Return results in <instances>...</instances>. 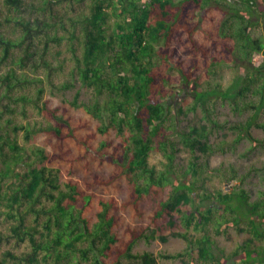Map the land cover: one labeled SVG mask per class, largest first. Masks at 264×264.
I'll list each match as a JSON object with an SVG mask.
<instances>
[{"label":"trees","instance_id":"1","mask_svg":"<svg viewBox=\"0 0 264 264\" xmlns=\"http://www.w3.org/2000/svg\"><path fill=\"white\" fill-rule=\"evenodd\" d=\"M71 1L88 7L61 13L58 7ZM3 5L12 12L6 21L13 34L0 19V120L9 115L0 124V224L8 223L9 232L0 244L4 238L17 251L4 252L0 264H161L159 259L181 258L185 264H264V193L253 199L243 178L230 192L204 186L209 158L226 151L224 141L212 142L213 131L234 134V146L243 140L264 146L252 132L264 130V0H39L29 15L20 13L27 0ZM64 43L69 57L57 63L61 52L52 53L53 47ZM67 63V78L57 82ZM226 65L236 73L223 90L209 80ZM74 89L70 104L99 122L77 142L90 148L91 139L111 132L118 139L115 145L102 141L100 156L101 162L117 160L118 172L107 180L94 175L85 187L62 183L48 165L71 153L66 139L87 124L72 128L66 108L42 99ZM82 93L90 99L79 101ZM219 101L238 115L250 114L221 123L214 118ZM25 103L47 122L52 158L45 147L28 153L19 144L18 129L30 140L40 132L38 122L10 129L15 104ZM198 109L205 123L180 128L179 115ZM179 146L191 153L183 169L175 164ZM152 151L166 159L162 168L150 165ZM122 178L129 198L121 205L99 198L90 216L95 188ZM127 208L143 227L122 223L118 211ZM230 229L249 236L227 253L216 239ZM170 238L185 241V250L134 252L142 240Z\"/></svg>","mask_w":264,"mask_h":264},{"label":"rangeland","instance_id":"2","mask_svg":"<svg viewBox=\"0 0 264 264\" xmlns=\"http://www.w3.org/2000/svg\"><path fill=\"white\" fill-rule=\"evenodd\" d=\"M178 1V0H176ZM39 0H27V6H24L20 13L24 15H29L33 13L38 6ZM32 5V6H31ZM35 5V6H34ZM0 7L2 8V14L0 16L1 22L5 25L4 29L13 34V28L11 27L13 24L6 21L7 17L11 15V11H9L3 5V0H0ZM87 4L79 1H71L62 3L58 9L61 13L65 11H69L72 15L79 14L81 10L87 9ZM62 10V11H61ZM58 12V11H57ZM16 15V14H14ZM65 33V32H64ZM66 43V42H65ZM63 44L61 47H53V52L56 51L55 59L52 54L50 55L52 59L64 61L69 57L67 43ZM70 64L67 63L64 69V72L60 73L56 78L57 82L67 78V73L69 72ZM242 72V71H241ZM235 69L233 66H222L218 68L212 77H210V84L213 86L218 85L221 89L225 90L231 86L233 80L235 79ZM189 91L187 88L185 92ZM76 93V89L71 90L64 93L55 92V95L46 93L42 99V101L49 100V107H57L66 108L67 112L65 113L66 117H70L71 119V127L78 128L82 124H87V127H82L78 131H74V135L76 137L67 138L65 141L66 149H70L71 153L65 159H49L48 165L50 168L54 169L59 173V177L61 178L62 183L67 182L69 180L73 182H77L79 186L85 187L87 183L93 181L94 175L100 176L102 179L107 180L118 172L117 168V160L116 162L104 161L101 162L100 156H102L104 149L101 147V142L105 140H114V145L118 142V139L115 137L114 133H110L107 135L98 134L95 139H91L88 142V145L91 146L88 148L87 144L78 143L77 138H86L93 131H96L98 126V121L93 119L90 115H88L83 108H75L70 102L73 100V97ZM176 101H179V96ZM183 98V97H182ZM90 99L89 94L82 93L79 101H88ZM185 101L184 110L188 109L189 106V98ZM183 100V99H182ZM10 100L5 101L4 103H9ZM12 103V102H10ZM17 106V116L14 117L13 123L10 127L11 131H13V126L17 125L18 127L21 125H27L29 122L39 123V129L35 130V135L30 139H25V131L22 129H18V140L19 144L23 147H26L28 153L34 150L37 146L45 147L50 153L49 157L52 158L56 150L50 146L51 132L47 131V122L44 121V118L39 114L38 110H36L32 104H15ZM25 111L26 114L23 113ZM250 113L247 112L244 115H238L232 109V107L227 102H218L217 109L215 112V119L221 123L225 122H234L238 120L240 116L242 119H245ZM9 115H5L3 120H0V124L5 122V119L9 118ZM239 117V118H240ZM16 118V119H15ZM179 127L185 128L190 123H194L197 125H202L205 122L203 121V113L201 109H198L197 112H188L187 115H179L178 117ZM9 128V126H8ZM253 136L264 143V130L261 129H253ZM226 135V136H224ZM236 138L234 134L225 130V131H213L211 133V140L215 144H219L222 141L225 152L215 153L209 158L210 168L208 172L205 174L204 186L208 190L214 191L217 189H223L227 192L232 191L238 181L243 178L244 188H246L249 193L253 196V199L258 197L262 192L264 193V178L262 173V168L264 167V146L259 145L257 143H252L249 140H243L240 144L234 146L233 140ZM175 139V138H174ZM109 151H112V148H108ZM31 158L34 159L30 155ZM191 159V153L183 148V146H179V151L176 154L175 164L177 168L182 169L187 166ZM205 160V159H203ZM150 165L157 166V168H162L166 163V159L162 155L161 152L152 151L149 157ZM234 171V172H233ZM235 175L237 178L235 181H228L232 175ZM126 180L122 178L120 180H115L111 185L100 186L95 188V205L89 211L90 216H95L96 211L98 210L97 199L103 198L104 200H108L110 198H114L118 205H121L124 201L129 198V194L125 190ZM170 191V187H168L167 192ZM149 212L145 215L146 218L149 217ZM118 215L122 220V223L125 226L141 228L143 227V220L140 218L131 208H127L124 210L118 211ZM8 232V223L0 224V237L5 236ZM120 236L122 238H127L124 231L120 232ZM249 235L246 233H239L235 229H230L227 234L217 237V243L220 247L225 248L226 252H232L236 247L244 242V240ZM0 244V257L7 250H13L11 243L7 242L4 238L1 239ZM187 244L182 239L170 238L169 241L163 243L159 240L146 242L145 240L140 241L134 248V252H143L150 251L155 255H159L161 253L174 254L178 252H182L185 250ZM161 264H185L188 260L185 259H176V260H166L159 259Z\"/></svg>","mask_w":264,"mask_h":264}]
</instances>
